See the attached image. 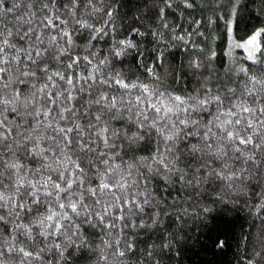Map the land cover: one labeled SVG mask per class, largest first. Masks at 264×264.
Segmentation results:
<instances>
[{
    "label": "trees",
    "instance_id": "16d2710c",
    "mask_svg": "<svg viewBox=\"0 0 264 264\" xmlns=\"http://www.w3.org/2000/svg\"><path fill=\"white\" fill-rule=\"evenodd\" d=\"M15 3L16 0H5L4 8L0 9V20L11 27L14 33L5 38L15 44L16 48L27 47L15 35L19 25L14 17L23 15L26 10L24 5L21 4L13 12L6 11ZM93 4L101 11H92L87 6V0H81L75 17L61 10V19L67 21L61 27L72 34L73 45L69 51L73 55L94 53L93 65L107 58V62L99 65L98 71L94 73L98 80L115 77L119 73L117 78H122L129 85H138L121 89L113 80H109L110 88L99 85V88H94L93 95L99 90H105L110 96L115 95L118 99L123 97L124 107L130 109L124 110L122 115L111 121V127L122 129L120 137L109 141L116 147L109 148L98 141V151H105V158L110 157L109 165L117 167V172L113 174L116 179L121 176L128 178L129 165L134 166L131 169L132 176L128 179L132 187L123 195L131 199L133 194L139 196L142 191L150 194L152 203L145 206V214H142L145 226H140L141 215L115 221L117 227L111 229L96 219L88 223L83 217H74L79 225V232L73 240L79 247L71 245L63 235L49 236L45 240L39 235L40 229L35 226V219L47 215L49 208L57 212L64 210L57 208L55 201L50 205L45 202L32 205L25 188L17 189L14 186L16 177L11 175L10 170L4 169L3 175H0V185L3 186L0 187V193L5 201H0V214L6 215L7 223L0 224V248L15 245L17 249L23 247L33 252V256L28 258L18 253L9 255L6 252L5 264H134L133 258L127 254L125 257L115 255L117 241L120 242L119 250H123L129 241L137 243L141 251L147 245L166 244L167 247L162 251L157 249L160 264H249V260L251 264H264V150L255 151L257 164H245L243 160L231 158L228 160L238 173L247 169L239 180H210L202 183L196 190L172 181L165 183L159 177L148 180L147 187L144 183H132L141 172L148 175L141 162L152 157L162 144L156 131L147 126L157 116L147 108L148 103H157L159 100L165 106H170L172 102L169 97L179 95L185 98L184 106L187 107L192 104L187 99L189 96L198 97L207 93L208 96L229 97L230 99H224L222 106L210 104L206 109H196L192 113L190 118L200 121L201 133L210 120L214 121L211 125L213 133L218 132L217 125L221 121L234 120L235 117L221 115L232 104L264 107V0H167L170 7L165 0H93ZM161 9L164 10L163 18ZM109 10L113 13L112 17L106 14ZM77 19L90 27H81L76 23ZM93 28H102L103 32L97 35L92 31ZM256 33H260L256 41L247 45ZM93 35L96 36L95 39H92ZM128 40H131L134 47L124 49L120 57H114L113 52L123 47L119 42ZM5 52L10 60L12 83L4 93L12 96L18 89L22 93L21 101L27 96L35 108L43 110L46 100L44 94L37 89L43 88L46 83L49 84L47 92H56L65 86L57 80L56 87L53 88L40 71L47 64L51 74L58 67L56 60L48 55L42 57L36 65L29 63V69L35 71L36 76L24 77L22 71L26 58L23 51L19 54V62L11 59L16 56L14 49L5 47ZM193 61L199 63V68L192 66ZM76 71L86 75L93 72V67H85V63L81 61ZM19 80L24 83H19ZM140 86H146L148 92L145 93ZM230 90H234V94ZM33 91H36L35 98L31 96ZM74 95H77V100L74 101L77 107L90 99L87 95ZM137 97H141L142 102L138 103ZM254 99L258 103L253 104ZM129 101L131 103H127ZM17 107L20 113L24 112L19 101ZM140 109H144L149 116L142 129L138 128L136 122V113ZM97 110L96 105L89 109L90 112ZM236 111H239V107ZM55 112L54 109L48 120H44L43 116L39 117L43 121L40 125L30 117H17L12 125L13 135L23 147L13 144L11 151L4 149L0 152V157L5 161L22 164L24 167L19 175L33 183L37 178L46 180L51 176V180L45 185L49 191L52 190L53 181L60 182L57 179L60 171L67 169L65 175H68L73 170V162H78L85 169V187L89 183L95 186L98 182L97 169L101 170L102 177L105 167L99 163L103 158L97 153L83 155L65 148L63 153H55L60 158L58 164L52 159L54 153L51 150L44 152L49 157L48 161L41 159L39 152L32 155L27 151L32 148L34 141H26L25 138L29 135L36 136L33 128L39 127L42 130L40 135L45 137L51 134V130L45 133L43 129L49 121L56 124L53 120ZM5 115H8L10 121L13 120L12 115ZM159 115L165 114L162 112ZM218 115L219 121L216 120ZM177 116L189 118L185 112L174 109L173 113L159 121L157 127L163 128L165 121H169V124L176 121ZM243 116L248 119H264L259 113H244ZM89 118L81 115L79 122L85 124ZM21 124L23 127L19 128ZM258 130L264 133V128ZM125 134L128 137L139 134L142 139L132 142L125 138ZM189 139L192 143L197 142L195 137ZM39 148L55 149V145L45 138L39 141ZM249 154L245 153L246 156ZM229 157H232V153H229ZM45 163H52L53 169L57 170L42 168ZM209 163L213 168L221 170L219 161L209 159ZM37 169L40 171L37 172ZM45 188H41V191ZM116 195L121 193L116 192ZM85 197V202L91 203L87 193ZM104 199L114 203L111 194ZM19 202H24L32 211L22 212V219L14 214L7 215L10 206ZM96 207L99 208V205ZM111 212L113 215H120L115 208ZM153 216L156 217L157 224L148 227ZM108 220L109 217H106L105 222ZM17 223H31L33 239L24 235L23 230H18ZM219 242H223L222 247L218 246ZM55 244L61 246L59 251L54 247ZM40 249L44 250L41 252ZM37 252L40 253L39 258L35 256ZM60 252H63V257Z\"/></svg>",
    "mask_w": 264,
    "mask_h": 264
},
{
    "label": "snow or ice",
    "instance_id": "6c2138e0",
    "mask_svg": "<svg viewBox=\"0 0 264 264\" xmlns=\"http://www.w3.org/2000/svg\"><path fill=\"white\" fill-rule=\"evenodd\" d=\"M238 2V0H237ZM167 4V0H165ZM5 0H0V9L4 8ZM21 4L26 9L23 15L14 17L19 27L15 32L17 39L22 44H27V47L16 48V45L10 43V40L5 38L13 36L12 28L5 25L0 20V82H2V88H0V152L4 149L11 151L13 144L23 147L19 139L13 135V123L17 117L23 119V117H30L36 121L37 125L43 123L38 118L43 116L44 120H48L49 116L53 115L54 109L56 110L53 120L56 121L54 125L52 121H49L43 131L45 133L51 130V134L46 137L40 135L42 131L39 127L32 129L36 133V136L29 135L26 137V141H34L32 148L27 149L29 154L35 155L40 153L41 159L48 161L49 157L44 155L46 151H53V160L59 164L60 158L55 155L57 151L63 153L65 148L79 152L80 154L87 155L89 153H97V155L103 159L99 160V163L104 165L103 176H100V169H97L98 182L93 186L91 183L85 187V169L80 166L78 162H73V170L65 175L68 170L60 171L58 175V181L52 182V190L49 191L45 188V185L51 180V176L46 180L35 179V183L32 180H26L25 176H20L19 172L23 169V165L17 161H5L0 157V175H3V170L8 169L11 175L16 177L14 186L19 188H25L26 195L30 198L32 205H39L45 202L46 205H50L55 201L56 207L64 211L57 212L49 208L48 214L40 216L35 219V226L40 231L39 235L44 237L45 240L49 236L66 237L67 241L75 246L73 237L77 236L79 232V225L76 223V219L84 218L85 222L91 223L93 219L98 220L100 223L105 224V227L111 229L117 227L115 221L125 220L130 216L141 215V225L145 226L143 215L145 214V206L150 205L152 200L150 194L146 192H140L139 196L133 194L131 199L123 195L128 189L132 187V184L128 182L131 178V169L133 165H129L128 178L121 176L116 179L113 175L117 172V167L109 165V159L107 153L103 150L98 151L100 148L99 142L109 148H114L116 145L110 144L109 141L114 138L120 137L122 129L111 127V121L122 115L124 110L130 111L124 107L125 101L123 97L119 99L115 95H108L107 91L99 90L96 95H93L94 88H99V85H105L110 88L109 80H113L114 83L121 89H129L130 87H138L136 84L129 85L122 78L119 77V73L115 74V77L109 76L107 79H97L94 74L99 69V65L105 64L107 58L101 59L96 65H93L94 53L89 52L86 55H73L69 49L73 45L72 34L61 25H66L67 21L61 19V10L65 13L71 14L75 17L76 9L81 6V0H16L13 7L7 8V12H13L15 8H19ZM87 6L94 12H99L101 9L97 8L93 4V0H87ZM170 7V4H167ZM189 7L191 5H188ZM161 11V18H163V9ZM108 17H112L113 13L109 10ZM235 11H233V16ZM77 24L81 27H90L80 20H76ZM107 23V22H106ZM33 25H38L34 27ZM167 26V25H165ZM92 31L95 34L103 32L102 28H93ZM133 31H137L133 29ZM45 32L47 34L45 35ZM260 33H256L248 41L249 44H253L257 36ZM96 36L93 35L92 39ZM122 48H117L113 55L114 57H120L123 54L124 49L133 48L134 44L131 40L120 41ZM43 46V47H41ZM5 47H10L15 50L16 56L11 59L18 61V57L21 51L25 54V63L22 71L24 77H35L36 72L29 69V63L36 65L37 62L45 56H52L58 67L56 70L51 71L49 74V67L47 64L40 69L46 76L47 81L51 83L53 88L56 87L57 80L62 82L64 87L56 92H47L49 84L46 83L43 88L37 89L40 93L44 94L46 104L44 109H37L32 105V101L24 96L21 101L22 93L20 90H15L14 95L8 96L4 93V90L9 87L11 81V66L10 60L5 52ZM81 61L85 63V67L92 66L93 72H88L86 75H82L76 71L80 66ZM9 65V67H4ZM192 66L199 68V63L192 62ZM19 83L23 84V80H19ZM143 87L144 92L147 93L146 86ZM35 88V85H33ZM210 92V90H207ZM234 94V90H230ZM74 93L87 95L89 100L79 107L74 104L77 100V95ZM33 98L36 97V91L31 93ZM137 102L140 103L141 97H137ZM172 102L170 106H165L161 101L157 103H148L147 108L153 113L157 114L156 118H153L150 124L147 126L154 129L157 135L161 138L162 144L157 147L155 154L146 158L141 162V166L147 171L148 175L145 176L144 172H141L139 176L132 181L134 184L144 183L147 187V182L150 179L159 177L164 180L165 183L172 181L173 183H180L186 185L193 190L199 188L202 183H206L210 180H225L235 181L239 180L243 173L247 172L244 168L240 173L232 168L228 163L231 158L236 161L243 160V163L257 164L255 151L264 150V133H261L258 129L264 128V119H248L243 116L244 113L254 114L259 113L261 117H264V107H250L240 104H232L227 108L226 112L221 115L235 117V119H226L221 121L217 125L218 132L213 133L211 125L214 121H208L204 125V130L200 131V121L191 119V115L196 109H206L208 105L215 104L222 106L224 99H230L229 97L221 98L219 95L208 96L207 93L203 96L192 97L187 99L192 101V104L185 107V98L181 96L169 97ZM20 102V106L24 108V112L20 113L17 107V102ZM127 103H131L130 101ZM258 103L257 100H253V104ZM92 105H96L98 110L96 112H90L89 109ZM159 105V106H158ZM31 106V110L30 109ZM239 107V111L236 108ZM174 109L179 112L183 111L189 118H180L177 116V120L171 122L165 121L163 128L157 127L160 120H164L165 116L174 112ZM164 113V116H160V113ZM8 113L12 115L13 120L10 121ZM90 117L85 121V124L79 122L80 116ZM149 120L144 109H140L136 113V122L138 128L142 129L146 122ZM216 120H220V116L216 117ZM60 122H63L61 124ZM230 126V127H229ZM23 127V124L18 126ZM188 129V131H185ZM190 137L196 138V143L190 141ZM258 137V139H254ZM47 139L52 145H55V149L41 150L39 148V141L41 139ZM125 138L130 141H138L142 139L139 134H133L128 137L125 134ZM183 145V146H182ZM250 153L245 155V153ZM229 153H232V157H229ZM70 159V157H69ZM79 159V157H77ZM209 159L219 161L221 163V170L213 168L209 163ZM42 168L53 169L52 163L42 164ZM37 172L40 169L36 170ZM27 175V174H26ZM63 184V186H62ZM0 187H3L0 185ZM41 188H45L42 192ZM116 192H120L121 195H116ZM85 193L87 198L91 200V203H86ZM111 194L114 203L104 199L105 196ZM0 201H5V197L0 193ZM99 205V208L96 206ZM2 207V205H0ZM115 208L120 215H113L111 209ZM70 210V211H69ZM31 207H26L24 202L14 203L10 206L7 215H15L21 218L22 212H31ZM74 217L76 219H74ZM109 217V220L105 222V218ZM6 215L0 214V224H6ZM157 224L155 216L151 218V224L147 225L152 227ZM32 224L17 223L16 228L23 230V234L29 239H33ZM128 225H125L127 227ZM133 226H135L133 222ZM70 233V235H69ZM13 239L15 237L13 236ZM117 250L115 255L118 257H125L126 254L133 258L134 264H160L157 259L159 248L161 251L166 248L167 245H147L143 251L139 249V246L135 242H127L123 250H119L120 242H116ZM218 246L222 247L223 242H219ZM54 247L59 251L60 245L55 244ZM44 249H40L42 252ZM9 255L18 253L19 255L28 258L33 256V252L25 250L21 247L17 249L15 245H9L6 248H0V264H5V253ZM63 257V252H60ZM259 255V253H257ZM36 258H39L40 253H35ZM251 264V260H249Z\"/></svg>",
    "mask_w": 264,
    "mask_h": 264
},
{
    "label": "rangeland",
    "instance_id": "374dc122",
    "mask_svg": "<svg viewBox=\"0 0 264 264\" xmlns=\"http://www.w3.org/2000/svg\"><path fill=\"white\" fill-rule=\"evenodd\" d=\"M247 45H249V43H248ZM247 45H246V46H247Z\"/></svg>",
    "mask_w": 264,
    "mask_h": 264
}]
</instances>
